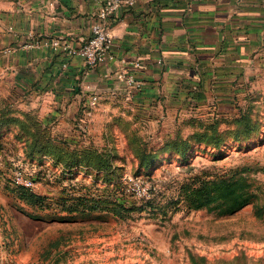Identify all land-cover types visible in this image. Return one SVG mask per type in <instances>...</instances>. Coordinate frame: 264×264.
<instances>
[{"label":"rangeland","instance_id":"1","mask_svg":"<svg viewBox=\"0 0 264 264\" xmlns=\"http://www.w3.org/2000/svg\"><path fill=\"white\" fill-rule=\"evenodd\" d=\"M20 1L0 0V16ZM4 115L0 264H264V95L167 117L123 96L9 106L0 90ZM216 178L252 201L191 206Z\"/></svg>","mask_w":264,"mask_h":264},{"label":"crops","instance_id":"2","mask_svg":"<svg viewBox=\"0 0 264 264\" xmlns=\"http://www.w3.org/2000/svg\"><path fill=\"white\" fill-rule=\"evenodd\" d=\"M22 1L0 16V90L9 106L73 109L92 95L123 96L167 117L227 115L244 97L264 95V0H134L114 13L113 58L91 67L50 39L79 45L104 0ZM4 116L0 134L11 130Z\"/></svg>","mask_w":264,"mask_h":264},{"label":"built area","instance_id":"3","mask_svg":"<svg viewBox=\"0 0 264 264\" xmlns=\"http://www.w3.org/2000/svg\"><path fill=\"white\" fill-rule=\"evenodd\" d=\"M134 0H104L100 9L95 15V18L90 25V34L77 46H69L62 43L60 39H50V44L53 47H59L63 52L68 55H76L81 57L86 67L94 66L102 61L112 59V45L113 35L111 32L112 23L114 19V13L122 5H131ZM38 44L37 40L30 41L27 46H35ZM131 89H137L140 86L132 74H129L126 78ZM98 97L92 95L89 100V104L96 103ZM13 180L16 185L23 186L25 188H31L33 186L32 177L23 176L20 171L13 174Z\"/></svg>","mask_w":264,"mask_h":264},{"label":"trees","instance_id":"4","mask_svg":"<svg viewBox=\"0 0 264 264\" xmlns=\"http://www.w3.org/2000/svg\"><path fill=\"white\" fill-rule=\"evenodd\" d=\"M33 136L36 137L35 134ZM210 184L211 188L196 192L197 198L190 203L191 206L208 207L218 209L219 214H231L252 201L253 193L241 183L216 178Z\"/></svg>","mask_w":264,"mask_h":264}]
</instances>
